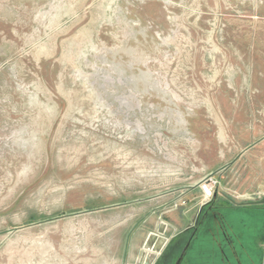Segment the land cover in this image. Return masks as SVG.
<instances>
[{"label":"rangeland","instance_id":"1","mask_svg":"<svg viewBox=\"0 0 264 264\" xmlns=\"http://www.w3.org/2000/svg\"><path fill=\"white\" fill-rule=\"evenodd\" d=\"M209 174L264 209V0H0V264H134Z\"/></svg>","mask_w":264,"mask_h":264},{"label":"crops","instance_id":"2","mask_svg":"<svg viewBox=\"0 0 264 264\" xmlns=\"http://www.w3.org/2000/svg\"><path fill=\"white\" fill-rule=\"evenodd\" d=\"M189 194L190 201L194 202L189 201L187 206L179 208L180 211L173 206L170 209L178 212L172 217L173 221L166 222L170 234L162 246L163 250L168 248L167 258L162 264H174L176 254L181 251L185 252L184 264H224L226 260L234 261L236 258L240 264L261 263L256 242L264 239L262 207L235 204L222 198L204 203V206L199 199L201 193L197 185L190 189ZM165 212L166 209L159 207V215ZM158 218L161 221V216ZM160 221L154 223L152 231H158ZM143 246H140L141 253L133 261L134 264L145 258L143 254L147 249ZM234 254L236 258L232 257ZM158 255L161 253L154 256L151 264Z\"/></svg>","mask_w":264,"mask_h":264},{"label":"built area","instance_id":"3","mask_svg":"<svg viewBox=\"0 0 264 264\" xmlns=\"http://www.w3.org/2000/svg\"><path fill=\"white\" fill-rule=\"evenodd\" d=\"M217 183V180L213 175L209 174L200 179L196 184L200 190L201 198L203 202H206L208 199L214 195V187ZM184 202V201H183ZM178 203L175 202L173 207H177Z\"/></svg>","mask_w":264,"mask_h":264},{"label":"water","instance_id":"4","mask_svg":"<svg viewBox=\"0 0 264 264\" xmlns=\"http://www.w3.org/2000/svg\"><path fill=\"white\" fill-rule=\"evenodd\" d=\"M214 195H215V193H214ZM163 226L165 227V223H161V228H162ZM158 231H159V233L162 232L161 229H159ZM156 236H157V235H156L155 233H152V234L150 235V239H151V244H150V246H152V244H154V243H153V240H155V237H156ZM166 241H167V240H165V239L162 237L161 240H160L157 244H155V246L157 245V248H155L156 250L154 251V253L152 252L151 255H149V254L146 253L145 258H141V259L139 260V263H142V264H151V263H152V259L154 258V256H155L157 253H160V250L162 249V246L165 244ZM153 254H154V255H153Z\"/></svg>","mask_w":264,"mask_h":264}]
</instances>
